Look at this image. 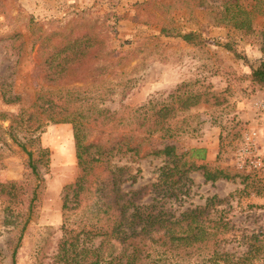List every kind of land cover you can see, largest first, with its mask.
<instances>
[{
    "label": "rangeland",
    "instance_id": "374dc122",
    "mask_svg": "<svg viewBox=\"0 0 264 264\" xmlns=\"http://www.w3.org/2000/svg\"><path fill=\"white\" fill-rule=\"evenodd\" d=\"M255 1L0 0V113L28 108L41 90L73 87L89 91L88 98L101 102L118 117L149 101L166 100L170 91L182 83L192 90L225 93L227 102L220 108L197 106L188 111L189 115L199 114L203 121L197 136L182 134L175 141H165L158 136L140 135L138 139L144 141L134 160H127L126 154L113 157L111 162L126 166L134 179V183L124 181L121 190L141 188L137 203L147 204L153 196L150 185L163 165L161 159L146 155L148 152L165 143L173 144L177 151L204 149L205 158L196 161L197 165L218 168L234 178L210 183L203 181L199 171L189 173L191 184L181 196V207L173 203L172 210L177 213L201 206L212 196L223 199L217 209L226 210L231 227L225 235V248L245 252L251 243L248 238L264 233V195H254L257 188L264 190V89L251 86L246 79L249 69L264 60V16H254L251 32L245 33L214 23L209 9L215 11L234 3L249 9ZM259 10L264 11V6L260 5ZM161 27L180 33L193 31L202 44L187 45L178 38L161 36ZM69 29L76 35L86 32L96 36L98 42L92 37V55L81 64L69 65L61 78L48 82L43 59L50 56L59 35ZM225 44L237 57L224 48ZM108 52V61H121L93 84L92 76L107 61L103 60ZM15 97L17 101L5 103V99ZM7 125V121L0 120L2 138H6L2 132ZM122 130L120 124L108 126L88 137L86 143L104 144L118 138ZM245 142L251 144L252 152L239 159L236 152ZM219 143L224 152L216 160ZM37 144L47 150L48 162L42 166V158L37 164L42 181L17 245L14 264H53L60 237L61 189L77 174L69 124H46ZM28 174L26 155L9 140L0 143V183L30 180ZM17 236L18 231L11 225H3L0 203V264H11Z\"/></svg>",
    "mask_w": 264,
    "mask_h": 264
},
{
    "label": "trees",
    "instance_id": "16d2710c",
    "mask_svg": "<svg viewBox=\"0 0 264 264\" xmlns=\"http://www.w3.org/2000/svg\"><path fill=\"white\" fill-rule=\"evenodd\" d=\"M260 5L264 6V2L257 0L246 9L234 3L215 11L209 9V12L214 23L250 33L254 16H264ZM159 35L178 38L187 45L202 44L200 36L193 31L180 33L161 27ZM92 37L98 42L96 36L86 32L76 35L69 29L61 33L51 47L50 56L43 59L45 80L54 82L66 73L69 65L81 64L84 58L91 56ZM224 48L237 57L229 45L225 44ZM110 54H104L103 61ZM120 61L121 58L115 62L107 60L98 66L97 74L92 76L93 84ZM246 79L251 86L264 89V60L249 69ZM190 87L187 83L179 84L166 100L149 101L128 110L131 113L123 117L88 98L89 91L82 87L41 90L28 108L0 113V120L8 122L2 132L6 138L0 136V143L4 145L9 140L26 155L30 178L0 183L3 225H11L18 231L11 250V264H14L17 245L37 201V189L42 181L37 164L42 158V166L48 162L47 150L37 144L39 133L48 123L71 126L77 168L74 181L61 189L60 237L53 264H264V233L248 238L251 243L245 252L234 253L225 248V235L231 227L226 210L217 209L223 199L212 196L201 206L177 213L172 210L173 203L181 207V196L191 184L189 173L199 171L203 181L210 183L234 178L218 168L197 165L196 161L205 158L204 149L177 151L173 144L165 143L148 152L146 155L161 159L163 165L150 185L153 196L147 204L137 203L141 188L121 190L124 181L134 183V179L126 166L111 162L113 157L129 154L127 160H134L144 141L138 139L140 135L158 136L165 141H175L182 134L197 136L203 121L199 114L189 115L188 111L197 106L220 108L227 102L225 93ZM14 101L16 97L5 99V103ZM117 124L123 129L118 138L104 144L100 141L86 143L92 134ZM33 146V150H28ZM223 152L224 146L219 143L215 159ZM254 195L261 197L264 190L257 188Z\"/></svg>",
    "mask_w": 264,
    "mask_h": 264
},
{
    "label": "built area",
    "instance_id": "2783aa9c",
    "mask_svg": "<svg viewBox=\"0 0 264 264\" xmlns=\"http://www.w3.org/2000/svg\"><path fill=\"white\" fill-rule=\"evenodd\" d=\"M251 149V144L245 142L244 145L237 150L236 155L239 159L246 158L250 152H252Z\"/></svg>",
    "mask_w": 264,
    "mask_h": 264
}]
</instances>
